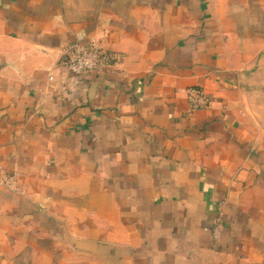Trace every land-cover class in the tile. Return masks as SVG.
I'll use <instances>...</instances> for the list:
<instances>
[{"label":"crops","instance_id":"0c3cea01","mask_svg":"<svg viewBox=\"0 0 264 264\" xmlns=\"http://www.w3.org/2000/svg\"><path fill=\"white\" fill-rule=\"evenodd\" d=\"M263 48L264 0H0V264H264Z\"/></svg>","mask_w":264,"mask_h":264},{"label":"built area","instance_id":"2783aa9c","mask_svg":"<svg viewBox=\"0 0 264 264\" xmlns=\"http://www.w3.org/2000/svg\"><path fill=\"white\" fill-rule=\"evenodd\" d=\"M64 63L77 73H90L107 64L105 52L100 43L93 39L87 43H74L66 50ZM191 106L194 108L206 107L211 103L210 95L199 86L188 88ZM14 175L9 174L6 179L14 182Z\"/></svg>","mask_w":264,"mask_h":264},{"label":"rangeland","instance_id":"374dc122","mask_svg":"<svg viewBox=\"0 0 264 264\" xmlns=\"http://www.w3.org/2000/svg\"><path fill=\"white\" fill-rule=\"evenodd\" d=\"M251 66L245 79L244 91L248 98V107L255 111L264 126V48Z\"/></svg>","mask_w":264,"mask_h":264}]
</instances>
